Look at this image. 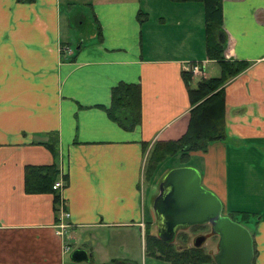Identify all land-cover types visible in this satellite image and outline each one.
<instances>
[{
    "label": "crops",
    "instance_id": "obj_1",
    "mask_svg": "<svg viewBox=\"0 0 264 264\" xmlns=\"http://www.w3.org/2000/svg\"><path fill=\"white\" fill-rule=\"evenodd\" d=\"M74 2L0 0V264H71L64 244L76 235L96 241L102 233L122 241H97L98 264H147L145 236L156 216L153 208L144 214L142 206L148 192L141 189L143 144L151 150L188 130L192 106L183 63L218 67L208 56L202 3L191 0L178 10L183 18L177 34L155 39L151 25L147 42L138 18L145 12L141 0H79L93 14L87 38V10L72 16L67 6ZM196 7L201 23L193 21ZM223 17L226 57L252 65L224 87L227 140L190 160L203 159V184L221 199L225 215L248 214L255 223V264H264V176L258 173L264 169V0H223ZM65 18L85 39L73 56L62 53L63 46L72 48ZM122 82L142 88V123L131 132L104 109ZM48 134L58 138L56 163L68 177L61 195L71 228L64 238L57 235L54 196L25 192L27 166L55 163L44 145L51 142ZM245 172L251 181L241 184ZM156 195L149 190L152 202ZM139 235L144 246L135 255L131 242ZM81 248L93 264L96 248Z\"/></svg>",
    "mask_w": 264,
    "mask_h": 264
},
{
    "label": "trees",
    "instance_id": "obj_2",
    "mask_svg": "<svg viewBox=\"0 0 264 264\" xmlns=\"http://www.w3.org/2000/svg\"><path fill=\"white\" fill-rule=\"evenodd\" d=\"M34 3L36 0H19ZM180 3L189 0H170ZM205 7V32L207 38L208 56L220 67V77L199 79L192 87L190 74H183L189 99L192 106L190 123L187 132L176 141L157 142L153 146L146 170L147 180L155 177L161 164L168 158L179 157L183 162H189L190 156L197 152H206L208 147L217 142L227 140L225 120V85L251 67L250 62L229 60L225 55L226 34L224 31L223 0H198ZM143 14L138 18L142 22ZM76 54V53H75ZM111 105L104 108L109 119L126 131H134L142 123V88L140 85L119 83L112 89ZM51 142L44 143L55 158V163L49 166H27L25 168V192L27 195L51 194L54 196V211L56 220L59 216L61 193L53 186L61 178V171L56 160L59 155V142L55 134H48ZM144 153L149 145L143 144ZM65 186L68 177L63 176ZM235 214V213H233ZM243 220H248V214ZM232 215V214H231ZM236 217V214L233 215ZM205 229L194 227L193 232ZM146 249L152 250V255L171 264H210L214 262L213 254L204 248L188 247L190 237L180 233V244H166L158 236L146 233ZM186 246V247H185ZM257 253L255 251V257ZM255 264V260L253 262Z\"/></svg>",
    "mask_w": 264,
    "mask_h": 264
},
{
    "label": "water",
    "instance_id": "obj_3",
    "mask_svg": "<svg viewBox=\"0 0 264 264\" xmlns=\"http://www.w3.org/2000/svg\"><path fill=\"white\" fill-rule=\"evenodd\" d=\"M202 181L200 170L194 166L172 169L162 177L159 193L153 200L158 238L166 244H174L180 233L194 227L210 226L212 235L219 238L217 251L213 254L215 264H253L252 233L224 214L223 202L205 188ZM206 241L205 235H199L193 246L202 248ZM91 256L80 248L70 259L75 264H90Z\"/></svg>",
    "mask_w": 264,
    "mask_h": 264
},
{
    "label": "rangeland",
    "instance_id": "obj_4",
    "mask_svg": "<svg viewBox=\"0 0 264 264\" xmlns=\"http://www.w3.org/2000/svg\"><path fill=\"white\" fill-rule=\"evenodd\" d=\"M73 1H78V2H74L75 4H72L67 6V9H72L71 13L72 16H77L80 13H83L84 10L86 9V15L88 16V21L87 24L83 30V34L84 36L89 37V35L91 34V28H90V22L93 20V14L92 11L89 7L84 6L82 8V4L79 2V0H73ZM143 3V10L144 15L142 16V22L144 25V35H145V39L148 42L149 41V31L148 28L152 25L154 26V30H153V37L155 39H158L159 36L161 35H166L167 33H174L177 34L179 33L180 28L178 27L181 23L182 20V14L180 11L178 10H183V8H185L184 4H190L191 0L189 1H184V2H180V3H175L173 1L170 0H141ZM195 1L198 5H200V1L198 0H193ZM153 4V5H152ZM65 8V7H64ZM197 10L198 8L196 7L195 9H193V21L196 22H202V18L199 17L197 15ZM64 28L67 29L71 28L70 30V35L68 37V43L70 44V46L72 47V49L77 53V47L81 44L82 41H84L85 39L80 36V32L81 30L79 28H77L76 26V22H73V25H69L68 19H64ZM158 41V40H157ZM218 65V64H217ZM209 71V72H208ZM220 67L218 65V67H215L213 70L210 67H208L207 69V76L208 77H220ZM196 85V83L194 84V86ZM153 150V147L151 148V150H147L146 153V161H145V166L143 169V180H142V184H141V189H143L144 191H148L149 190H153L155 193H159V186L160 183L157 184V182L159 181V177L161 174L163 173H167L172 169H176V168H181V167H185V166H194L197 169H202V164H203V159L198 158V157H193L192 160H190L189 162H183L179 157L177 158H168L165 160L164 163L161 164L160 168L158 169L157 173L155 174V177L148 181L147 177H146V170H147V166H148V161L150 159V154ZM238 160H241L243 163L247 161V158L244 156V154H240V157H238ZM260 173L262 176H264V169ZM164 174V175H165ZM148 183H147V181ZM161 180V179H160ZM251 181V176H249L246 172L243 174V176L241 177V184H247L248 182ZM203 183V181H202ZM203 186L205 188H207L205 186V184H203ZM149 189V190H148ZM208 189V188H207ZM148 192L145 194V202H144V198H142L143 201V210H144V214L149 212H152V208H153V202L151 200V197L148 196ZM157 196V195H156ZM235 199H237L236 196H234ZM155 199V198H154ZM234 221H236L237 223L242 224L243 226H245L251 233L253 232L254 234V226L255 223L254 222H248V220H243L242 218H237L235 216H230ZM205 229L202 230H198L196 232H193L192 230H188L186 231V234L191 238H194L199 236V235H205L207 237V242L204 245V249L205 251L214 254L217 251L218 248V242H219V238L217 236H213L212 235V229L210 226L204 227ZM156 225L152 228V232L151 235H155L157 236V231H156ZM149 234V232H147ZM95 237V236H94ZM92 236V238H89V240H85L84 237H80L78 238V236H75V239L69 241L70 245H71V253L69 255V259L71 254L76 251L77 249H80L81 247H84L86 249L90 250H94V248H96V253L94 254V258H93V264H98V262L96 261V257L99 256V247L97 246V241L99 243L102 244H107L109 241L112 242V240L114 241H122V237L121 236H113L110 237L106 234H101V235H96L98 240H94V238ZM209 238V239H208ZM133 247V252L135 255H138L142 252V246H144L143 240L141 238V236L139 235V239H137V243L135 244L134 242H131ZM175 244H180V241H178V239L176 240ZM115 251H116V255H122L121 252L122 250L120 248H118L116 245H114ZM105 250L108 252V256L110 255L111 249L109 250L108 248H105ZM146 252V250H145ZM152 250H149V252L147 251V259L148 262L147 264H160V263H156V261L153 259V255H152ZM92 255V254H91ZM71 264H75L72 261H70ZM80 264H89V263H80ZM210 264H215L210 263Z\"/></svg>",
    "mask_w": 264,
    "mask_h": 264
},
{
    "label": "built area",
    "instance_id": "obj_5",
    "mask_svg": "<svg viewBox=\"0 0 264 264\" xmlns=\"http://www.w3.org/2000/svg\"><path fill=\"white\" fill-rule=\"evenodd\" d=\"M62 52L64 54H68L69 56H72L74 51L69 47H62ZM183 72L186 74H190L192 78L200 79V78H208L207 76V70H206V62H185L183 64ZM63 173L61 174V178L55 183L53 186V189L55 191H59L60 193L65 188V182L63 180ZM70 219V214L65 209V201L63 200L61 196V201L59 205V218L58 222L56 224L57 228V235L64 238L67 231L71 228V224L67 222V220ZM143 226V225H142ZM64 252L69 253L71 250L70 243L66 242L64 244Z\"/></svg>",
    "mask_w": 264,
    "mask_h": 264
},
{
    "label": "flooded vegetation",
    "instance_id": "obj_6",
    "mask_svg": "<svg viewBox=\"0 0 264 264\" xmlns=\"http://www.w3.org/2000/svg\"><path fill=\"white\" fill-rule=\"evenodd\" d=\"M203 227H207V226H203ZM190 230H192V229H190ZM184 233H186V232H184ZM178 236H179V235H178ZM177 238H178V237H177ZM194 239H195V238H194ZM208 239H209V238H208ZM193 241H194L193 238H191V239H190V242H189V244H188V247H193ZM206 242H207V241H206ZM205 244H206V243H205ZM185 247H186V246H185ZM203 247H204V246H203ZM203 247H202V248H203Z\"/></svg>",
    "mask_w": 264,
    "mask_h": 264
}]
</instances>
